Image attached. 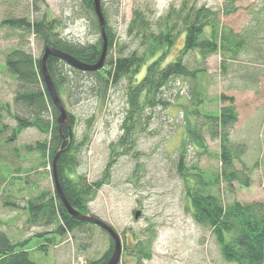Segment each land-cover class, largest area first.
Instances as JSON below:
<instances>
[{
  "label": "rangeland",
  "instance_id": "374dc122",
  "mask_svg": "<svg viewBox=\"0 0 264 264\" xmlns=\"http://www.w3.org/2000/svg\"><path fill=\"white\" fill-rule=\"evenodd\" d=\"M79 1L0 0L1 104H12L16 88L14 76L4 68L5 55L15 47L30 51L35 58L43 52L42 43L32 34L12 29L2 22L11 18L31 21L45 16L47 20L59 22L57 31L61 37L83 44L93 43L99 34L91 32L87 22L76 17L74 7ZM183 1L192 2L100 0L115 39L113 54L131 52L138 46L134 32H128L135 10L143 14L146 23L157 28L167 10L170 7L178 10ZM222 2L197 0L196 4L215 10ZM236 5L238 10L234 14L221 19L225 26L246 39L245 50L235 61H225L223 65L219 55L210 56L196 81L172 82L170 89L165 90L170 106L146 112L144 130L137 129L132 135L133 148L126 155L115 159L110 151V144L122 134L120 125L127 108L126 81L112 88L102 102L97 103L94 97L83 94L77 103L72 102L71 106L66 103L67 112L74 116V144L79 148L76 172L88 183L99 180L104 172L107 176V182L89 203V213L113 227L118 235L125 231L127 240H131V232L141 237L149 224L153 225L152 255L144 264H232L221 259L210 231L193 221L177 173L179 150L185 135L183 112L186 108L192 109L194 89L203 101L200 104L202 112L217 113L224 106L219 102L220 94L233 96L238 121L231 130L230 141L245 148L242 165L236 163L235 168L244 170L250 178L248 187L237 182L227 185L218 181L211 192L224 206L233 202L264 201V2L241 0ZM181 46L182 38L179 37L173 52ZM195 57L192 54L185 57L190 68L197 66ZM3 119L9 129L0 134V231L15 243H21V249L28 252L35 264H84L99 258L109 243L108 237L95 225H88L82 233L73 232L62 238L55 236L53 247L49 245L46 252L37 250L45 243L44 239L53 234L43 237L36 234L51 228L30 227L22 207L25 198L32 195L28 189L30 185L52 191L54 184L49 167L36 169L37 156L27 155L22 148L42 141L43 136L34 129H26L6 144L3 141L11 135L15 122L10 117ZM204 137L206 152L186 144L183 160L186 167L196 166L208 181L219 175L221 163L219 141L208 135ZM13 149L19 150L18 156L13 154ZM17 167L20 171L15 173L13 170ZM10 175L19 178L14 181L21 184H12ZM13 197L18 208L5 204ZM136 212L139 213L137 219L134 218Z\"/></svg>",
  "mask_w": 264,
  "mask_h": 264
},
{
  "label": "trees",
  "instance_id": "16d2710c",
  "mask_svg": "<svg viewBox=\"0 0 264 264\" xmlns=\"http://www.w3.org/2000/svg\"><path fill=\"white\" fill-rule=\"evenodd\" d=\"M238 1L241 0H223L215 10L205 6L198 7L197 0L183 1L178 10L174 7L167 10L157 28L146 23L143 14L135 10L128 32H134L139 40L138 46L131 52L119 51L117 55L112 52L115 39L101 6L105 18L107 49L100 70L84 72L56 56H49L46 60V68L61 105L66 110V103H70V106L72 102L77 103L83 94L94 97L97 103L102 102L112 88L126 81L127 108L120 125L122 134L115 143L110 144L111 155L115 159L121 154L126 155L133 148L132 135L137 129L144 130L146 112L170 106L171 102L167 99L165 90L170 89L172 82L177 80L179 84L182 81H196L198 74L203 72L201 67L210 56L219 55L223 65L225 61H235L245 50L246 39L225 26L221 19L238 10ZM74 12L76 17L87 22L91 32L99 34L95 42L83 44L61 37L57 31L59 22L47 20L45 16L31 21L11 18L3 21L2 25L27 31L42 43L43 48L49 46L84 64L94 65L101 56L102 36L93 0H80L75 5ZM179 37L182 38V46L174 53L173 46ZM191 54L196 56L197 66L194 68H190L185 61V57ZM41 56L35 58L30 51L20 47L11 49L5 55L4 68L14 76L16 88L11 105L0 103V134L9 129L3 123L4 116L15 122L11 135L3 141L6 144L26 129H34L40 133L43 140L33 145H24L22 151L27 155L35 154L38 158L36 169L49 167L50 177L52 160L65 142L56 165L61 191L72 209L82 215L95 217L89 213L88 206L107 182L106 172L92 183H88L76 172L79 148L74 144V116L66 110L68 123L62 126L58 124L59 112L43 81ZM191 95L192 109L184 107L185 135L177 161V173L191 217L197 225L210 231L224 262L264 264V201L233 202L224 206L220 198L211 192V188L218 181L227 185L237 182L242 187H248L250 182L244 170L235 168L236 163L242 165L245 148L242 144L230 141L231 130L238 121L234 98L220 94L219 102L224 106L217 113H208L200 109L203 102L199 97L200 93L194 89ZM205 135L219 141L221 163L219 175L212 180L208 178V181L204 180L196 166L186 167L183 160L186 144H193L201 151L206 150ZM12 152L18 156L19 150L13 149ZM112 160L114 159H111L109 166ZM187 170L195 172L188 173ZM13 171L17 173L20 168ZM10 179L12 184H21L14 181L17 178L13 175H10ZM28 189L32 195L25 198L22 207L26 214V223L30 227L51 228L36 234L38 237L53 234L52 237L44 239L45 243L37 247L38 251L46 252L49 245L53 247L55 236L62 238L69 233H82L88 225L94 226L71 217L55 189L39 190V186L33 184ZM10 198L5 204L18 208L13 201L14 197L12 200ZM101 231L108 237L107 250L99 258L87 260L84 264H106L109 261L113 243L109 235L104 230ZM145 231L141 237L131 232V240H127L125 231H122L119 235L121 256L118 264H144V261L150 260L154 226L149 224ZM22 246L0 231V264H35L30 260L28 252L21 249Z\"/></svg>",
  "mask_w": 264,
  "mask_h": 264
},
{
  "label": "water",
  "instance_id": "95a60500",
  "mask_svg": "<svg viewBox=\"0 0 264 264\" xmlns=\"http://www.w3.org/2000/svg\"><path fill=\"white\" fill-rule=\"evenodd\" d=\"M93 8H94L96 17L98 19V23L100 26V32H101V36H102L101 56H100V59L98 60V62L96 64H94V65L84 64L80 61L75 60L71 56H68V55H66L60 51H57V50L50 48L49 46H46L43 48L42 56L40 59L41 73H42V77H43V81H44L46 90L49 93L55 107L57 108V110L59 112V116L57 118V121H58V124L60 126L68 123V115H67L66 110L63 108V106L61 105V102L59 101V99L57 97L54 86L52 84V81L50 79V76H49L47 68H46V60L49 56H56V57L60 58L61 60L65 61L68 65H70V66H72L78 70L84 71V72L98 71L103 67V62H104V58L106 55L107 44H106V38L104 35L105 18L103 16V13L101 10L100 0H93ZM70 139H71V135L69 134L68 140L70 141ZM64 146H65V142L62 143V145L60 146L59 150L57 151V153L55 154V156L52 160V178H53L54 189H55L59 199L63 203L64 207L66 208L67 213L71 217H73L74 219H76L78 221L92 223L95 226H98L99 228L104 230L109 235V237L113 243V251H112V254H111L109 261L106 264H118V262L120 260V256H121V241H120V237H119L117 231H115V229L112 228L110 225H108L106 222H104L98 218H95V217L89 216V215H82L80 212L72 209L68 205L67 201L65 200V198L63 196V193H62L61 188H60L58 176H57L56 165H57V160H58ZM138 216H139V213L136 212L134 215V218L137 219Z\"/></svg>",
  "mask_w": 264,
  "mask_h": 264
}]
</instances>
